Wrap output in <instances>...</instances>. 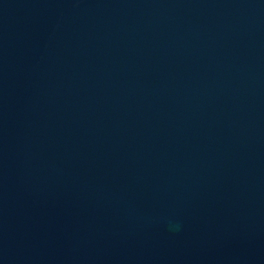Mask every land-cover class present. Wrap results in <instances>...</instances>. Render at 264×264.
I'll list each match as a JSON object with an SVG mask.
<instances>
[{
    "label": "water",
    "instance_id": "water-1",
    "mask_svg": "<svg viewBox=\"0 0 264 264\" xmlns=\"http://www.w3.org/2000/svg\"><path fill=\"white\" fill-rule=\"evenodd\" d=\"M0 264H264V0H0Z\"/></svg>",
    "mask_w": 264,
    "mask_h": 264
}]
</instances>
